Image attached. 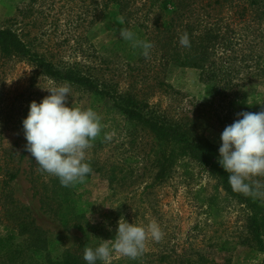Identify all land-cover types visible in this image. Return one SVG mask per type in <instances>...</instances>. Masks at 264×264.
<instances>
[{
    "label": "rangeland",
    "instance_id": "obj_1",
    "mask_svg": "<svg viewBox=\"0 0 264 264\" xmlns=\"http://www.w3.org/2000/svg\"><path fill=\"white\" fill-rule=\"evenodd\" d=\"M127 2V10L120 13L108 0H0V28L11 27L33 51L58 67L89 68L115 90L134 94L168 118L184 119L198 136L217 146H221L220 134L237 113L264 110V75L257 72L264 65V16H247L243 22L234 23L230 33L233 46L228 50L231 59L222 69L224 78L234 85L220 93L197 68L171 61L158 63V50L129 63L114 43L125 28L122 13L132 21L130 13L140 15L143 0ZM65 83L40 74L26 57L0 55V147L17 143L15 149L20 151L26 144L22 120L30 102L39 103L49 95L45 89ZM70 86L67 106L94 109L102 118L104 140L102 146L92 144L87 152V157H93L103 169L75 184L77 210L93 222L109 224L122 205L129 223L147 227L155 221L163 236L159 241L151 237L145 241L137 264H186L187 259H204V264L213 259L225 264H264L261 254L240 244L243 206L226 197L215 179L196 162L184 159V167L178 164L165 182L140 196L152 173L151 135L133 127L108 99L98 102L91 94ZM113 166L118 180L110 183ZM21 168L10 183L12 198L47 231L51 255L58 257L73 245L77 233L63 231L32 195L30 175L43 180L52 175L38 170L27 151ZM3 215L0 211V238L18 242L16 231L5 226L8 223ZM222 241L232 247L225 258L218 249ZM161 255L167 258L160 261ZM127 258L113 253L110 264H125ZM0 264L8 262L0 258Z\"/></svg>",
    "mask_w": 264,
    "mask_h": 264
},
{
    "label": "trees",
    "instance_id": "obj_2",
    "mask_svg": "<svg viewBox=\"0 0 264 264\" xmlns=\"http://www.w3.org/2000/svg\"><path fill=\"white\" fill-rule=\"evenodd\" d=\"M127 1L108 0L120 13L127 10ZM140 11V15L133 16L130 13L132 21L122 13L125 28L136 32L140 39L152 42L153 48L150 51L158 50L161 55L158 63L171 61L181 66L197 68L204 80L212 83L221 93L234 85L224 78L222 70L231 59L228 50L233 46V37L230 35L233 33V25L244 21L247 16L262 18L264 0H143ZM184 32L188 33L190 40V47L187 48L179 43ZM114 46L124 54L129 63L140 60V56H143L140 49L131 47L122 39H118ZM0 55L4 58L17 55L26 57L40 74L73 85L91 94L98 102L108 99L133 127L151 135L149 154L152 158V173L150 180L146 181L140 191V196L165 182L178 164L184 167L187 163H184V159L194 161L206 169L215 179L216 187H220L226 197L237 200L243 206L244 233L240 244L261 254L264 261V196L252 197L234 192L228 183V173L218 163L220 146L198 136L192 124L187 125L184 119L166 117L130 92L115 90L105 79L95 76L89 68L58 67L33 51L11 27L0 28ZM257 72L264 75V65ZM158 84L168 87L163 82ZM102 133L103 131L93 144L103 145ZM16 146L17 143L9 148L0 147V211L4 212L3 216L7 220L8 224L5 226L14 229L19 240L9 243L5 238H0V258H4L8 264H86L83 259L85 247L95 248L102 242L100 239L114 238L119 219L126 220V215H123L124 206L117 207L109 224L93 222L85 213L77 210L75 185L63 187L55 176L43 180L38 179L37 175H30L32 195L38 198L41 209L52 215L63 231L75 230L77 233L72 246L64 248L58 257H52L47 231L34 223L26 208L16 205L9 189L10 183L22 172L21 162L26 151L25 145L20 151L15 149ZM87 160L92 168L87 177L103 169L93 157H87ZM115 169L116 166L111 167L108 176L110 183L118 180ZM254 179L264 184V177ZM210 209H213V205H210ZM227 245L228 241H222L218 247L223 252L222 258L232 249ZM166 258V255H161L160 261ZM100 262L97 261V264ZM138 262L139 257L127 258L125 264ZM185 263L204 264V259L197 262L187 259ZM210 264L225 263L213 259Z\"/></svg>",
    "mask_w": 264,
    "mask_h": 264
},
{
    "label": "clouds",
    "instance_id": "obj_3",
    "mask_svg": "<svg viewBox=\"0 0 264 264\" xmlns=\"http://www.w3.org/2000/svg\"><path fill=\"white\" fill-rule=\"evenodd\" d=\"M119 38L140 49L145 58L153 48L152 42L140 39L128 28L120 30ZM179 43L190 47L187 32L180 36ZM45 90L49 95L39 103L30 102L22 120L25 150L34 158L38 170L57 177L63 187L74 186L92 172L87 152L102 131V118L91 107L67 106L71 92L67 83ZM220 141L218 163L228 173L232 190L246 196H264V184L254 179L264 177V110L237 113L234 122L220 134ZM162 236L155 221L144 227L120 219L114 238L100 239L102 242L95 248L85 247L83 259L86 264H110L113 253L136 259L149 237L159 241Z\"/></svg>",
    "mask_w": 264,
    "mask_h": 264
}]
</instances>
